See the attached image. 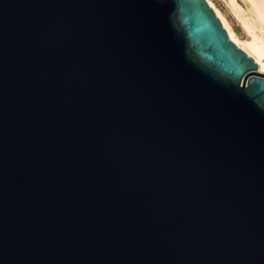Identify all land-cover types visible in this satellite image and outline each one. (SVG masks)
<instances>
[{
  "label": "water",
  "instance_id": "obj_1",
  "mask_svg": "<svg viewBox=\"0 0 264 264\" xmlns=\"http://www.w3.org/2000/svg\"><path fill=\"white\" fill-rule=\"evenodd\" d=\"M206 0H0V264H264V78Z\"/></svg>",
  "mask_w": 264,
  "mask_h": 264
},
{
  "label": "bare ground",
  "instance_id": "obj_2",
  "mask_svg": "<svg viewBox=\"0 0 264 264\" xmlns=\"http://www.w3.org/2000/svg\"><path fill=\"white\" fill-rule=\"evenodd\" d=\"M206 1L220 19L229 38L258 64V69L251 71V74L264 78V0H247L250 4L251 11L257 16L255 20H253L254 18H249V16L247 17L244 10L237 6L236 2L230 0V8L234 15L243 24V28L249 36V41H241L223 15L214 8L209 0Z\"/></svg>",
  "mask_w": 264,
  "mask_h": 264
},
{
  "label": "rangeland",
  "instance_id": "obj_3",
  "mask_svg": "<svg viewBox=\"0 0 264 264\" xmlns=\"http://www.w3.org/2000/svg\"><path fill=\"white\" fill-rule=\"evenodd\" d=\"M214 8H216L222 15L223 17L229 22L230 26L234 30V32L237 34L239 39L241 41H249V36L247 35V32L243 28V24L239 21V19L234 15L230 8L231 1L230 0H209ZM236 2V5L241 7L247 17H251L253 20L256 19L255 13L251 11L250 4L247 0H233ZM255 15V16H254Z\"/></svg>",
  "mask_w": 264,
  "mask_h": 264
}]
</instances>
